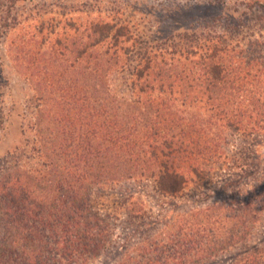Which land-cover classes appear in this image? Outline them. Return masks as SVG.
<instances>
[{
	"label": "rangeland",
	"instance_id": "374dc122",
	"mask_svg": "<svg viewBox=\"0 0 264 264\" xmlns=\"http://www.w3.org/2000/svg\"><path fill=\"white\" fill-rule=\"evenodd\" d=\"M258 1L264 2L0 0V176L16 163L37 167L32 148H40V143L48 140L58 147L61 132L66 143V133L79 138L96 128L99 137L103 127L95 121L107 112L111 102L117 108L110 121L117 122L121 138L127 136V148L135 145L131 153L140 154L141 142L148 146L142 153L145 163L139 155L142 162L129 166L130 176L91 191V204L110 217L114 236L109 249L90 264H116L128 251L140 255V249L150 242L163 243L177 230V221L192 212L239 202L253 192V200H257L256 195L263 197L264 128L257 134L226 129L218 136L212 122L199 120L205 111L189 97L194 95L192 91L176 88L141 94L129 81L139 59L198 61L212 54V44L217 49L228 46L235 55L263 63L264 6ZM196 36L202 39L201 49L194 46ZM56 41L60 54L52 57L61 60L55 63L58 68L40 61L35 66L48 77L59 76L58 87L44 94L29 76L34 65L28 61L38 59L36 53L48 59ZM107 59H111L109 65ZM85 74L95 77L100 96L97 103L88 94L89 108L83 101L86 89L81 77ZM104 101L109 105L102 104ZM155 117L159 118V137L150 142L147 121ZM48 118L55 122L45 124ZM181 131H187L191 140L218 143L217 156H222L203 163L197 176L189 175L183 187L167 193L147 158L152 146L158 148L161 135L167 141L170 135L177 140ZM114 153L121 151L115 149ZM258 213V222L244 245L199 264H233L246 249L264 247V206Z\"/></svg>",
	"mask_w": 264,
	"mask_h": 264
},
{
	"label": "trees",
	"instance_id": "16d2710c",
	"mask_svg": "<svg viewBox=\"0 0 264 264\" xmlns=\"http://www.w3.org/2000/svg\"><path fill=\"white\" fill-rule=\"evenodd\" d=\"M262 2L258 1L264 6ZM201 42L196 36L195 48L201 47ZM58 46L56 41V46L47 53L48 59H41L44 55L36 53L40 59L28 61L35 69L29 76L44 94L58 87L59 76L55 74L51 78L42 74L36 69L37 63L49 62V66L57 67L55 63L61 60L53 57L60 54ZM211 47L212 54L198 61L137 60L129 78L132 88L141 94L147 90L161 93L176 88L192 91L194 95L189 97L202 104L205 111L199 120L205 124L212 122L218 136L226 129L257 134L264 128V62L235 55L228 46L217 49L212 44ZM110 61L105 60L107 65ZM94 78L90 74L81 77L86 89L83 101L88 108L91 106L88 94L93 96V102H100ZM116 108L111 102L107 112L95 121L103 127L99 126V137L96 128L79 138L66 133V143L61 132L58 147L55 141L48 140L40 143V148H32L37 167L25 168L16 163L4 170L0 176V264H90L109 249L114 228L110 217L91 204V191L108 181L130 176L129 166L140 162L139 155L144 164L143 154L148 147L141 142L138 156L131 153L134 144L126 147L127 136L121 138L117 122L110 121ZM158 120L155 117L147 121L150 142L159 137ZM54 122L48 118L45 124ZM188 125L189 130L191 125ZM187 133L181 131L177 140L170 135V141L161 135L158 148L152 146L147 158L156 167L157 181L164 184L162 190L167 193L183 187L189 175L197 176L203 163L222 156H217L218 143L191 140ZM115 149L121 154H115ZM254 195L253 192L239 202L192 212L177 221V230L163 243L150 242L140 249V255L128 251L116 264H199L244 245L258 222L260 206H264V195H256L258 201L252 199ZM233 264H264V247L246 249Z\"/></svg>",
	"mask_w": 264,
	"mask_h": 264
}]
</instances>
